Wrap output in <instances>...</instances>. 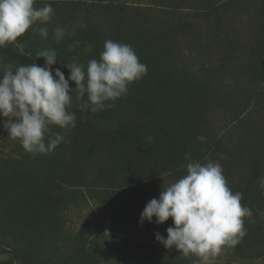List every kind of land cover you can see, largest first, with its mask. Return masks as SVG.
Segmentation results:
<instances>
[{"label":"trees","instance_id":"trees-1","mask_svg":"<svg viewBox=\"0 0 264 264\" xmlns=\"http://www.w3.org/2000/svg\"><path fill=\"white\" fill-rule=\"evenodd\" d=\"M39 1L42 3L46 0ZM117 1L109 0L104 6L106 10L114 12L116 17H123L118 22V28L111 36V40L122 44L128 42L140 62L147 66V74L131 83L126 95L115 101L106 102L111 104V107L102 110L108 112L102 117L99 115L100 111L92 112L90 107L85 110L87 111L85 114L82 113L76 118V126L65 136V140L52 152L42 154L40 161L27 159L28 163L17 162L20 172L13 174L7 182H3V187H0V211L3 207L4 222L12 229L23 230V233H34L38 236L41 231L47 233L45 230L52 229L53 225L59 228L65 208L76 194L75 188L77 186L80 188L84 179L88 177L85 176L86 173L93 170L91 167L95 166V163L99 166L103 159L113 156L106 192L117 194L118 199H110L109 205L113 210L124 214L121 215V220L126 225L125 228L129 229L127 232H135L138 237L134 239L129 234L124 239L117 237L116 234H112L110 239L96 236L91 240L90 246L81 247L78 251L83 264H194L196 260L192 254L186 257L165 256L157 247L143 242L148 235L149 224L141 225L139 221L146 206L144 195L147 194L149 185L155 184L156 179L160 178V167L169 166L175 170L184 166L186 169L189 163V160L185 159L186 156L195 160L196 156L205 155L203 146L193 145L194 120L188 108L197 95L204 98L203 89L201 86L196 87L194 90L197 95L188 91L190 87L193 89L194 81L192 75L177 64L181 59L177 49V32L171 30L160 34L154 31L153 20L147 13L144 14L139 6H132L133 11L140 9L141 13H136L128 21L124 18L130 13L127 12V5H118ZM206 1L204 0V3ZM85 3L87 0H53L54 20L58 21L59 27L65 30L68 28L59 21L65 18L68 21L66 7L76 10ZM154 3H156L154 7L163 4L177 9L182 6V0H154ZM96 7L94 6V11ZM73 17L75 19V13ZM101 26L93 28L90 25L77 24L75 31L69 28L65 31L64 37L57 42L55 28H50L49 24H41L33 31L28 30V36L25 37L29 39H24L23 45L33 55L35 61L37 53L35 48L38 47L42 48L41 50H54L58 55L56 65L60 68L65 67L67 63L78 61L84 64L86 69L88 61L93 58L99 60L103 51H99L100 46L96 37V32ZM40 27H47V39L39 35L37 29ZM262 43L261 52H264V41ZM89 45L92 48L90 52L86 50ZM0 51L22 57L6 46L0 47ZM72 56L75 60L70 59ZM40 59V63H45L44 58ZM255 65H259L255 66L254 70L264 81V59L262 58L261 62L257 59ZM163 76L166 84L161 82ZM75 87L76 85L72 89ZM84 100H87V92ZM79 103L73 93V102L67 110L77 108L82 111ZM140 105H147L150 110L145 112L148 115L149 121L146 123L148 127L131 128L129 125L130 129L123 136L122 130L127 127V119L133 113L130 110ZM63 132L59 126L51 128L45 137L46 143L50 137L54 138L53 133ZM253 160V165L256 166L254 157ZM220 164L225 168L223 175L232 180L229 188L233 192L242 193V206L252 211L251 217L244 218L246 235L233 246L232 250L237 251L239 257L257 259L261 254L254 245L264 244V189L260 188L261 182L264 181V170L258 168L262 176L255 177L257 168L247 167L245 173L235 179L238 175L230 169L231 165ZM119 229L118 236L122 234Z\"/></svg>","mask_w":264,"mask_h":264},{"label":"rangeland","instance_id":"rangeland-1","mask_svg":"<svg viewBox=\"0 0 264 264\" xmlns=\"http://www.w3.org/2000/svg\"><path fill=\"white\" fill-rule=\"evenodd\" d=\"M52 1L46 0L41 3L38 0L34 6L41 8L45 4H52ZM108 2L109 0H87V3L76 10L66 7L65 13L68 14L69 22L67 18L59 21L68 27L66 31L69 28L75 31L77 24L90 25L93 28L102 25L96 32V37L100 46L99 51L104 50L105 41L112 39L111 36L118 28V22L123 18L116 17L114 12L104 8ZM117 2L121 6L127 5V12L130 13L124 18L128 21L136 13H141L140 9H142V12L147 13V16L153 20L154 31L160 34L171 30L177 32V49L181 58L177 64L190 73L194 81L193 89L190 87L188 91L197 95L194 89L201 86L204 93V98L197 95L195 101L188 106L194 120L193 145L203 146L205 152L204 157L196 156L195 161L202 164L209 160L228 163L234 174L238 175L235 179L241 177L247 167L257 168L255 177L262 176L258 168L264 170V81L258 77L254 67L257 66L255 65L257 59L259 62L264 59V52H261L264 41V0H207L206 3L204 0H182V6L177 9L163 4L154 7L156 5L154 0H118ZM94 6H97L96 11L93 10ZM132 6H139L140 9L133 11ZM143 7L149 9L145 10ZM74 13L75 19H73ZM54 15L55 10L51 19L45 23L49 24L50 28L59 26L58 21L54 20ZM40 25L38 21L28 30L33 31ZM28 30L18 38L19 42L9 43L6 46L22 56L21 58L0 51V76L6 68L15 70L20 65L45 64L40 63V58L35 57V61L33 55L23 45V40L28 38L25 37L28 36ZM41 49L37 47L35 51ZM70 59L75 60V57L72 56ZM55 68L60 67L55 64L53 69ZM60 69L67 79L70 74L69 69L67 67ZM161 82L167 83L164 76ZM69 83L70 88H73L75 83L71 81ZM148 110L147 105L131 109L132 116L127 119V127L122 130V135L124 136L130 129L129 125L131 128H147L148 115L145 112L150 111ZM69 112L75 113L78 118L87 111L75 108ZM107 113L101 110L99 115L102 117ZM93 119H95L94 114ZM99 120L103 122L102 119ZM8 124L7 118L0 117V187H3V182H7L13 174L20 172L17 162L26 163L27 159L40 161L42 157L40 153L32 154L25 151L19 139L11 138L7 129ZM54 127L56 125L49 126L50 129ZM200 136H203L206 142L199 141L197 137ZM253 157L257 162L256 166L253 165ZM113 161V156H108L99 166L95 163V166L91 167L93 170L86 173L85 176L88 177L84 179L80 188L78 186L75 188L76 194L65 208L59 228L53 225L52 229L45 230L47 233L41 231L36 236L34 233H23V230L12 229L3 221L5 214L2 207L0 264H83L78 251L81 247L90 246L91 240L96 236L110 239L112 234H116L117 237L124 239L129 234L137 239L138 235L135 232H127L129 229L125 228L126 225L121 220V215L124 214L113 210L109 205L110 199H118L117 194L106 192L107 178ZM159 175L160 178L156 179L155 184L149 185L148 192L144 195L146 204L153 198L158 199L163 187L166 188L186 175V169L184 166L175 170L169 166L160 167ZM3 178L5 179L2 180ZM225 178L230 187L232 180L227 175ZM147 224H149L148 235L143 242L157 247L165 256H185L175 247L165 248L155 239L156 233L167 237L166 229L174 226L172 218L163 224H157L153 217L151 223L144 221L143 225ZM118 228L122 233L119 236ZM254 246L261 254L257 259L239 257L238 252L232 250L233 246H224L219 255L210 259L209 264H264V244ZM193 259L197 261L199 258L194 255Z\"/></svg>","mask_w":264,"mask_h":264},{"label":"clouds","instance_id":"clouds-1","mask_svg":"<svg viewBox=\"0 0 264 264\" xmlns=\"http://www.w3.org/2000/svg\"><path fill=\"white\" fill-rule=\"evenodd\" d=\"M35 2L0 0V47L19 42L18 38L38 21L45 24L51 19L52 4L37 8ZM37 30L47 39V27ZM65 31L59 26L54 29L57 42ZM86 50L90 52L91 45ZM36 58H44L45 64L6 68L0 76V117L9 121V136L19 139L25 151L32 154L52 152L76 126L75 113L67 110L73 93L81 110L90 107L92 112L101 111L111 107L106 102L126 95L128 86L147 74V66L140 62L131 45L112 40L105 41L99 60L90 59L86 69L78 61L67 63V79L60 68L53 69L58 62L54 50H40ZM70 81L76 85L74 90ZM50 125L59 126L64 132L53 133L54 138L46 143ZM197 139L206 142L203 136ZM185 159L189 160L186 175L163 187L159 198L146 204L139 223H151L155 217L157 224H163L172 218L174 226L166 229L167 237L156 233L155 239L165 248L175 247L185 256H197L194 264H209L224 246H235L246 235L244 218L251 217L252 211L242 206L243 194L229 188L218 161L202 164L189 156ZM260 188L264 189V181Z\"/></svg>","mask_w":264,"mask_h":264}]
</instances>
